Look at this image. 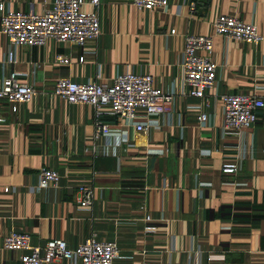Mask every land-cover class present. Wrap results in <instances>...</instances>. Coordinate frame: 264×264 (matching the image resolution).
<instances>
[{
    "label": "crops",
    "instance_id": "1",
    "mask_svg": "<svg viewBox=\"0 0 264 264\" xmlns=\"http://www.w3.org/2000/svg\"><path fill=\"white\" fill-rule=\"evenodd\" d=\"M52 1L0 0V7L40 15ZM84 11L97 13L100 35L82 47L49 40L10 48L0 35V86L15 73L37 92L15 112L0 100V264H20L21 252L2 247L11 233L27 234L40 248L57 239L75 249L91 236L115 242L113 264H264V110L249 129L226 134L220 100H264V0H168L153 11L131 0H99ZM219 16L255 26L263 40L216 36ZM186 35L213 38L216 79L205 99L183 84ZM126 73L150 75L173 97L171 111L140 114L130 124L102 110L99 119L114 132L96 138L92 108L52 94L60 79L111 84ZM139 124L144 133L135 130ZM236 157L241 170L222 174ZM44 168L59 175L57 186L38 189ZM80 186L92 189L89 208L79 205Z\"/></svg>",
    "mask_w": 264,
    "mask_h": 264
},
{
    "label": "built area",
    "instance_id": "2",
    "mask_svg": "<svg viewBox=\"0 0 264 264\" xmlns=\"http://www.w3.org/2000/svg\"><path fill=\"white\" fill-rule=\"evenodd\" d=\"M168 0H131L137 10L153 11L164 8ZM97 8L99 0H53L51 8L40 15L23 12H4L0 7V35L6 38L10 48L19 46L42 47L49 40L57 43H70L79 47L95 41L100 35L99 19L96 12L84 11V5ZM193 8L194 4L191 3ZM214 34L227 41H239L249 45H258L263 36L257 28L234 17L219 16L213 23ZM174 34V32H171ZM183 84L188 94L195 98L205 99L206 92L213 89L217 66L212 61L213 38L208 36L183 37ZM9 62H13V52L8 53ZM59 64H68L67 58H57ZM36 90L27 84L20 83L17 74L5 77L0 86V100L9 104L12 111L16 106L27 104L36 96ZM53 96L72 105H87L95 115L96 138L114 132L103 123L99 116L102 110L120 119L121 122L134 124L139 115L152 117L168 114L173 105V97L154 86L150 75L126 73L118 75L111 84L108 83H74L67 79L56 82ZM223 131L241 134L257 121V111L264 110V100L246 95H222ZM205 113L200 114L201 124L207 121ZM147 126L135 125L137 132L144 133ZM241 160L236 157L222 164L221 172L235 175L241 170ZM59 175L49 169L38 173V189L57 186ZM8 192V189L4 190ZM78 202L81 208L92 204V189L80 186ZM146 221H150L146 218ZM4 250L21 252L20 264H50L66 260L74 264H113L119 257V248L115 242H100L94 236L88 238L75 249H69L62 240H50L45 245L33 247L27 234L11 233L4 237Z\"/></svg>",
    "mask_w": 264,
    "mask_h": 264
}]
</instances>
